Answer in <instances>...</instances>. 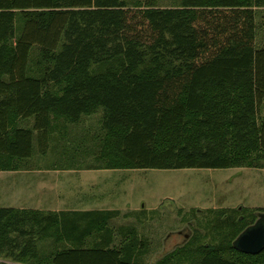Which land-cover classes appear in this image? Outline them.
<instances>
[{
	"label": "trees",
	"instance_id": "obj_1",
	"mask_svg": "<svg viewBox=\"0 0 264 264\" xmlns=\"http://www.w3.org/2000/svg\"><path fill=\"white\" fill-rule=\"evenodd\" d=\"M139 1L143 7L0 0V170H18L34 156L35 142L46 155L53 140L101 109V152L113 163L107 169L264 165V47L256 46L254 10L264 0H181L175 8ZM35 46L46 63L40 76L29 75ZM19 119L34 124L17 126ZM258 210L223 211L213 225L218 243L196 247L190 239L159 264L186 253L190 264H264V250L235 247L264 214ZM118 214L0 207V257L14 260L0 264L34 258L36 230L72 244L57 249L50 264H144L136 235L113 246L105 225ZM95 233L96 242L84 246Z\"/></svg>",
	"mask_w": 264,
	"mask_h": 264
},
{
	"label": "rangeland",
	"instance_id": "obj_2",
	"mask_svg": "<svg viewBox=\"0 0 264 264\" xmlns=\"http://www.w3.org/2000/svg\"><path fill=\"white\" fill-rule=\"evenodd\" d=\"M153 1L154 6L160 8L181 6V0ZM125 2L130 8L144 5L139 0ZM254 10L256 46L261 49L264 47V6L254 7ZM45 69L40 47L35 46L31 51L29 75L40 76ZM53 89L57 92L56 87ZM261 114L264 115V108ZM102 117L103 109L84 116L67 134L51 142L46 155L40 154L35 142L34 156L23 163L18 162L19 169L13 171H36L31 184L38 186L39 178H42L48 185L64 187L58 205L54 194L40 201L36 196L27 203L26 207H31L27 209L119 211L118 216L105 225L112 231L113 246L121 248L136 235L143 243L136 257L139 255L144 264L168 261L167 258L190 239L196 247L207 242L218 243L221 235L213 225L225 210L233 216L240 208L254 211L255 215L260 214L258 209L264 210V165L227 169H107L113 163L107 162L101 152L105 137ZM16 124L31 128L34 119H19ZM57 134L60 135L58 131ZM0 172H5L0 175V186L4 185L3 190L0 189V207L15 206V200L20 201L11 189L12 170ZM224 219L225 216L221 217ZM36 233L38 253L34 258H28L29 261L26 259L17 264H50L57 249L72 245L68 242L58 244L54 237L44 236L38 230ZM11 235L17 236L16 233ZM96 240L95 233L87 238L84 246H92ZM191 257V253H186L174 260V264H190ZM0 260L14 262L6 254L1 255Z\"/></svg>",
	"mask_w": 264,
	"mask_h": 264
},
{
	"label": "crops",
	"instance_id": "obj_3",
	"mask_svg": "<svg viewBox=\"0 0 264 264\" xmlns=\"http://www.w3.org/2000/svg\"><path fill=\"white\" fill-rule=\"evenodd\" d=\"M58 172V170H55ZM9 173V172H8ZM12 178H13V184L11 185L12 192L14 195H16L17 199L20 202H15V206H7V207H14V208H20V209H27L31 207H26L27 203L29 201H33L32 198L38 196L40 197L38 201L42 200L43 197L48 195H53L56 200L55 204L61 203L60 201V193L62 191L63 186L60 185H52L44 182L42 178H39V184L38 186L34 184H31L30 180L33 178V180L36 177V171H31L30 169L27 170H19V171H12ZM1 174H5V172H0ZM4 185L0 186V189L3 190ZM66 188V187H65ZM62 194V193H61ZM22 197H25L24 200ZM37 201V202H38ZM32 209H39V208H32ZM57 208H49L50 211H62V210H55ZM46 210V209H43Z\"/></svg>",
	"mask_w": 264,
	"mask_h": 264
},
{
	"label": "water",
	"instance_id": "obj_4",
	"mask_svg": "<svg viewBox=\"0 0 264 264\" xmlns=\"http://www.w3.org/2000/svg\"><path fill=\"white\" fill-rule=\"evenodd\" d=\"M235 247L248 254H259L264 250V215L238 236Z\"/></svg>",
	"mask_w": 264,
	"mask_h": 264
}]
</instances>
